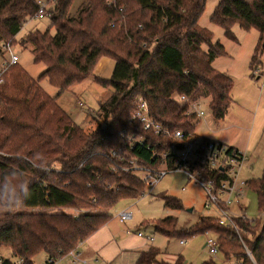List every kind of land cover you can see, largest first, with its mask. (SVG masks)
Masks as SVG:
<instances>
[{"label":"trees","instance_id":"obj_1","mask_svg":"<svg viewBox=\"0 0 264 264\" xmlns=\"http://www.w3.org/2000/svg\"><path fill=\"white\" fill-rule=\"evenodd\" d=\"M38 1L0 0V56L6 45L28 44L34 62L46 65L35 79L17 63L0 84V171L18 168L31 179V197L24 207L71 208L79 213L0 214V250L8 252L1 264H36L40 254L46 255L43 264L67 258L73 264L71 254L109 223L115 204L146 194L133 164L160 169L172 140L146 131L132 119L140 98L166 131L179 129L186 137L196 135L200 122L190 112L194 103L208 101L214 120L221 121L233 102L232 78L213 66L226 56V49L214 42L211 30L198 25L207 0H82L74 17L70 11L76 0H46L54 2L46 11L49 29H32L19 41L24 26L40 12ZM211 20L232 40H237L231 30L235 24L256 29L260 37L251 67L261 62L264 0H219ZM104 57L116 62L106 80L95 73ZM89 78L109 92L94 115L102 125L91 133L58 103L71 86ZM43 79L58 89L55 96L41 87ZM183 95L188 101L175 100ZM232 150L236 149L229 147ZM35 153L43 154L48 172L25 162ZM197 169L207 178L222 176L208 165L198 164ZM247 184L264 212V174ZM161 198L170 209L184 207L176 197ZM198 220L189 229H179L173 216L152 225L167 238L215 236L225 262L208 259L201 264H264V224L257 229L261 221L236 218L235 227H230L215 216ZM159 255L152 247L136 264L157 263ZM158 264L185 262L179 256L174 263Z\"/></svg>","mask_w":264,"mask_h":264},{"label":"rangeland","instance_id":"obj_2","mask_svg":"<svg viewBox=\"0 0 264 264\" xmlns=\"http://www.w3.org/2000/svg\"><path fill=\"white\" fill-rule=\"evenodd\" d=\"M82 0H76L71 8L70 15H77L78 7ZM219 0H207L205 11L199 21L200 26L213 32L214 42H220L226 49V56L217 58L213 66L221 72L226 73L233 80L232 98L233 102L228 110L227 116L221 121H215L212 111L203 100L202 110L205 115L200 119L196 126V135L202 138L211 139L217 142L224 141L227 145L236 146L249 160L245 163L240 177L244 181L259 179L264 174V53L261 56V62L254 68L251 67V60L260 34L256 29L246 30L238 24L232 26L231 30L237 40L226 37L223 28L213 24L211 17L218 5ZM53 5V4H52ZM50 8H53L51 6ZM51 21L47 14L41 20L31 21L25 25L19 33V41L25 38L26 34L32 29H38L45 32L49 29ZM55 34V30H50ZM21 46L20 44L12 47V51L19 58V65L22 66L29 75L35 79L43 74L46 65L36 64L34 62L31 47ZM10 55L5 53L0 56V67L4 60H9ZM84 82L85 92H80L83 86L76 89V95L73 91H65L63 99L67 104V112L71 115L74 122L84 128L87 133H91L101 122L95 118V113L99 108L100 101H104L109 92L93 80L87 79ZM82 82V83H83ZM81 83V84H82ZM41 87L50 95L55 96L58 93L47 79L40 81ZM74 95V96H73ZM103 120V119H102ZM101 120V121H102ZM256 152V154H254ZM141 175L140 172H137ZM206 190L195 183L182 173H168L154 187L146 188V194L137 199H125L109 210L112 216L109 222H112L116 231L134 232L135 235L140 231L145 234H152L154 241L149 244L153 248L160 250L158 262L165 260L176 262L177 257L182 256L185 264H201L204 258L214 259L217 262H223L224 256L213 257L208 255L205 250L206 234H198L193 238L187 239V243L180 244L179 238H167L165 235L156 232L153 228V222L168 217L177 219L179 229H189L193 227L200 217L218 216V211L214 208L208 209L205 206ZM169 195L180 199L183 202V209L173 210L165 207L161 195ZM23 213H58L77 214L78 210L71 208H26L19 211ZM122 212L132 213V218L122 223L119 215ZM231 214L235 216L245 215L248 220L253 222L261 221L258 224V231L264 224V212L260 210L256 193L247 185L244 188V195L240 203L231 205ZM213 235H209L212 237ZM86 258L85 247L81 250ZM1 255L8 252L0 250ZM46 259L45 254L38 255L35 262L42 263ZM83 260V257H80ZM86 260V259H85ZM88 264H94L95 261L89 260ZM100 264H101V260ZM154 263V264H158ZM64 264V263H58Z\"/></svg>","mask_w":264,"mask_h":264},{"label":"built area","instance_id":"obj_3","mask_svg":"<svg viewBox=\"0 0 264 264\" xmlns=\"http://www.w3.org/2000/svg\"><path fill=\"white\" fill-rule=\"evenodd\" d=\"M38 4L40 5V12L31 18L27 24L31 21L44 19L46 11L51 9L50 7L53 6L54 2L39 0ZM4 51L10 55V58L4 60L0 67V84L5 82V75L9 68L19 62L18 56L13 53L10 45H6ZM175 100L182 103L188 101V98L183 95L176 97ZM190 112L202 118L205 113L202 110L201 101L194 103ZM132 119L140 123L146 131L149 130L156 135H167L172 140L170 151L162 156L163 164L160 169H148L133 164V170L141 173L139 176L145 182L147 188L156 186L168 173H182L188 180L194 181L206 190L205 207L208 209L214 208L218 211L221 225L235 227L236 218L247 219L244 214L241 216L231 214V205L235 202L240 203L244 195V188L247 186V181L241 180L240 177L241 171L248 161L243 153L238 150L229 151V146L197 135L186 137L179 129L173 132L166 131L160 123L153 119L149 104L143 98L138 100ZM198 164L208 165L210 170H218L222 176L218 180L215 176L207 178L197 169ZM119 217L121 222L124 223L132 218V213L122 212ZM209 235L205 245L208 255L213 257L223 255L219 249L217 238L215 236L209 237ZM138 237L147 239L149 242L154 240L152 235L145 236L141 232L138 233ZM180 243L184 244L185 241ZM71 256L73 264L83 262L79 259L78 254L72 253ZM248 256H250V253H248ZM2 262L3 255L0 253V264ZM223 262H225V259Z\"/></svg>","mask_w":264,"mask_h":264},{"label":"crops","instance_id":"obj_4","mask_svg":"<svg viewBox=\"0 0 264 264\" xmlns=\"http://www.w3.org/2000/svg\"><path fill=\"white\" fill-rule=\"evenodd\" d=\"M115 65H116V62L113 59L104 57L97 64L95 73L99 77L105 80L110 79L113 74ZM79 86H83L82 89H80V92H85L84 82L82 84L78 83V84L71 86L67 91H73V94L76 95L75 88ZM58 103L67 112L68 108H67L66 101L63 99V95L59 97ZM220 143L227 145V143H225L224 141H220ZM227 146L235 148L236 150L241 152L240 149L237 148L236 146H232V145H227ZM254 154H256V152H254ZM140 230L141 229H139L138 233L140 232L143 233ZM138 233L135 235L134 232L129 233L125 231H116V229L113 228L112 222H109L100 230V232H97L91 238H89L86 242H84L78 249L77 254L79 255V259L80 257L84 258L83 260L80 259L81 261H83L82 263L84 264H88V262L86 261L87 256L89 257V260L95 261L94 264H100L99 260L102 261L101 264H136L141 254L143 252L148 251L150 248H152L149 244L153 243V242H149L147 239L139 238ZM150 235L152 234H149V235L145 234V236H150ZM208 235L206 234V236ZM181 241H185L184 244L187 243V240H181ZM83 247H85V250L88 254L86 255V258L83 256V253L81 251ZM208 259L209 258H204L203 261L208 260ZM162 261H165V260H162ZM45 262H46V259L44 262L38 263V264H43ZM165 262H169V261H165ZM61 263L72 264V260L71 259L68 260L67 258ZM169 263H173V262H169ZM231 263L241 264L239 262H234V261H232Z\"/></svg>","mask_w":264,"mask_h":264},{"label":"clouds","instance_id":"obj_5","mask_svg":"<svg viewBox=\"0 0 264 264\" xmlns=\"http://www.w3.org/2000/svg\"><path fill=\"white\" fill-rule=\"evenodd\" d=\"M25 162L40 172L49 170L41 153L33 154ZM31 184V179L18 168L0 171V214L14 215L23 210L25 202L31 197Z\"/></svg>","mask_w":264,"mask_h":264},{"label":"bare ground","instance_id":"obj_6","mask_svg":"<svg viewBox=\"0 0 264 264\" xmlns=\"http://www.w3.org/2000/svg\"><path fill=\"white\" fill-rule=\"evenodd\" d=\"M202 103V102H201ZM248 185V184H247ZM211 235V234H210Z\"/></svg>","mask_w":264,"mask_h":264},{"label":"water","instance_id":"obj_7","mask_svg":"<svg viewBox=\"0 0 264 264\" xmlns=\"http://www.w3.org/2000/svg\"><path fill=\"white\" fill-rule=\"evenodd\" d=\"M222 169V168H221Z\"/></svg>","mask_w":264,"mask_h":264}]
</instances>
